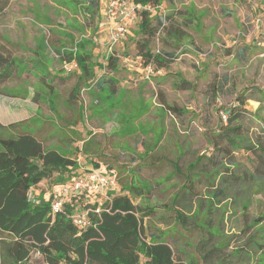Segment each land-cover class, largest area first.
<instances>
[{
    "label": "rangeland",
    "instance_id": "obj_1",
    "mask_svg": "<svg viewBox=\"0 0 264 264\" xmlns=\"http://www.w3.org/2000/svg\"><path fill=\"white\" fill-rule=\"evenodd\" d=\"M104 2L88 8V0H0V39L17 65L0 86V116L24 120L21 130L35 133L47 147L69 149L79 162L84 140L101 130L92 150L102 149V156L85 159H114L112 167L124 183L130 170L131 182L143 193L132 196L136 204L159 211L146 223L148 232L197 261L196 244L208 230L233 264H241L235 262L239 253L252 264H264V168L256 164V171L246 174L243 161L248 147L264 146V0H161L150 24L158 29L157 19L162 18L165 26L148 39L139 33V11L125 38L112 47L119 56L118 72L105 77L118 79L115 96L106 88H88L89 83L79 79L76 62L66 60L68 53L83 51L98 74V64L110 54L104 17H99ZM145 41L151 52L173 56L149 79L128 68L135 64L138 43ZM179 79L193 83V89H176ZM157 89L165 99H158ZM247 96L255 99H243ZM241 99L245 110L236 122L241 133L227 136L237 153L233 173L243 178L240 185L216 195L217 181L213 186L206 182L202 198L177 206L189 163L197 156L207 166L206 153L211 152L220 174L227 168L220 152L206 150L213 134L204 133L218 127L220 109L228 112ZM172 106L182 112L177 114ZM150 150L158 163L154 169L145 167L152 160ZM55 183L44 182L34 197L44 199ZM177 212L187 223L179 221ZM244 224L249 229L242 235ZM30 262L45 264L35 254Z\"/></svg>",
    "mask_w": 264,
    "mask_h": 264
},
{
    "label": "trees",
    "instance_id": "obj_2",
    "mask_svg": "<svg viewBox=\"0 0 264 264\" xmlns=\"http://www.w3.org/2000/svg\"><path fill=\"white\" fill-rule=\"evenodd\" d=\"M131 1L151 7L150 10H141L139 33L144 34L147 39L156 32L160 33L165 26L164 19H157L158 29L151 27L150 23L151 12L158 8L161 0ZM88 3V8H97L98 0H88ZM2 5L3 3L0 4V8ZM85 24H89V21ZM147 44V41L138 43V54L133 65V70L142 77V69L146 64L153 63L162 68L173 58L170 54L151 52ZM66 60L70 63L75 61L79 66L80 81L95 80V70L88 65V55H84L83 51L78 55L68 53ZM103 60L104 64H98L100 66L98 71L103 72L100 74L98 72L101 79L96 82L95 87L98 91L106 88L115 96L118 92L117 82L105 76L115 72L119 56L111 51ZM14 66L15 60L12 58L11 49L0 39V86L11 78ZM44 81L45 77H42L41 82ZM193 86V83L184 79H179L176 83V88L182 90L192 89ZM157 94L159 99H164L161 89H158ZM240 101V105H233L228 112L219 110V114L225 113L226 120L219 115L221 122L218 126L221 131L211 139L214 149L224 157L223 162L227 161V168L220 174L217 159H213V156L208 158L209 165L207 163L206 166L198 156L195 162L190 163L192 173L211 169L208 176L219 175L220 183L226 182L235 186L240 184L243 178L233 173L237 159L235 151L229 146L231 141L227 138L230 132L236 135L241 133V126L236 125L245 110L243 99ZM169 108L177 114L182 112L174 106ZM223 121H226L225 125ZM23 123L24 120L18 119H12L7 124L0 122V234L6 235L4 239H0L2 264H33L30 260L34 254L40 256L45 264H233L231 255H222L221 245L214 244L207 230H204L207 234L196 244L199 249L197 261L185 258L169 240L148 232L147 220L157 215L156 209L135 203L132 196L138 193V188L134 187L130 180L131 183L124 188L125 193H109L107 199L99 205L98 211L96 208L99 196L92 194H88L91 200L81 205L83 210L78 209V204L84 199L79 196L84 195H79L53 214L50 211L49 199L27 200L26 193L42 182L54 180L55 184L61 183L68 175L88 171L100 164L96 162L98 165L95 166H78L76 155L72 151L67 148L45 146L35 134L19 128ZM93 144L92 140H84L80 146L81 153L87 154ZM244 154L246 174L255 172L256 164L264 168L262 143L248 147ZM102 166L114 168L107 164ZM188 180V188H193L194 186L190 184L192 180L189 178ZM77 212H86L89 221L87 227L80 228L74 224L73 217ZM178 219L183 223L186 217L180 214ZM257 220L261 222L260 217ZM248 229V225L243 226L242 235ZM235 256H237L235 262L252 264L246 261L241 253Z\"/></svg>",
    "mask_w": 264,
    "mask_h": 264
},
{
    "label": "built area",
    "instance_id": "obj_3",
    "mask_svg": "<svg viewBox=\"0 0 264 264\" xmlns=\"http://www.w3.org/2000/svg\"><path fill=\"white\" fill-rule=\"evenodd\" d=\"M151 7L141 6L131 0H106L104 5V28L108 37V52L112 47L120 43L127 35L131 25L138 18V12ZM161 68L153 63L146 64L143 69V78L149 79L151 76L161 73ZM223 120H226L225 113H220ZM117 173L114 168H105L102 165L93 167L88 171H79L68 175L64 182L54 184L48 192L49 206L51 213H56L63 209L65 204L73 198L83 194L99 196L98 207L103 200L107 199L110 191L117 188ZM27 200L31 201L34 197V190L30 189L26 193ZM73 222L80 228L89 225L86 212H77L73 217Z\"/></svg>",
    "mask_w": 264,
    "mask_h": 264
},
{
    "label": "crops",
    "instance_id": "obj_4",
    "mask_svg": "<svg viewBox=\"0 0 264 264\" xmlns=\"http://www.w3.org/2000/svg\"><path fill=\"white\" fill-rule=\"evenodd\" d=\"M106 1V0H105ZM103 5H105V2L103 3ZM104 17V6H103V9H101V11H100V13H99V17L101 18V17ZM103 23H104V20H103ZM12 58L14 59V57H13V53H12ZM15 69H14V73L16 72V70H17V65H16V63H15ZM118 67V66H117ZM128 68H132V70H133V65H129V67ZM118 69H116L115 70V72H113V74H112V76H114L115 75V73L116 72H118L117 71ZM99 72V74L100 73H102L103 71L102 70H100V71H98ZM99 74H97L96 75V78H95V80L94 81H91V82H89V81H86V83H89V86H88V88H92V87H94L95 88V90H96V82L98 81V80H100L101 79V77H100V75ZM140 75V74H139ZM140 77H141V79H143V77L140 75ZM111 78V77H110ZM11 79V78H10ZM9 79V80H10ZM112 79H115V81L117 82V85H118V79L117 78H115V77H113ZM8 80V81H9ZM40 80H41V78H40ZM7 81V82H8ZM179 81V80H178ZM177 81V82H178ZM6 82V83H7ZM177 82H175V87H176V83ZM6 83H4V84H6ZM43 85H45L47 88H48V91L49 92H51L52 90H53V88H51L50 87V85L46 82V78H45V81H44V83L43 82H41ZM4 84H2V85H4ZM194 87V86H193ZM133 88H136V87H133ZM176 89H178V88H176ZM193 89V88H192ZM192 89H188L187 91H190V90H192ZM180 90H182V89H180ZM97 91V90H96ZM157 91H158V89H157ZM157 91H156V95L158 96V94H157ZM118 93V92H117ZM134 93H136L135 91H134ZM117 95V94H116ZM158 99H159V96H158ZM165 99V98H164ZM243 99H255L253 96L252 97H250V96H247L246 98H243ZM258 99V98H257ZM1 113V112H0ZM11 120L12 119H8V118H2L1 116H0V122L2 123V124H7V123H9V122H11ZM223 125H225L226 124V121H223ZM101 131V130H100ZM99 130L97 131V132H95V133H93V134H91V136H90V139H85V141H89V140H92V141H94V144H93V146H95L96 145V140H97V135L99 134V132H100ZM221 131V129L219 128V126L217 127V128H211V129H209V131L207 132H205L204 134H205V136H206V134H213V135H215V134H217L218 132H220ZM30 132V131H29ZM32 133V132H31ZM33 134H35V133H33ZM36 135V134H35ZM213 135H212V138H213ZM37 136V135H36ZM38 137V136H37ZM39 138V137H38ZM212 138H210V139H208L207 138V140H208V144H207V151H212V150H214V143L212 142ZM39 139H41V138H39ZM229 139V138H228ZM82 140V139H81ZM216 140H218V138H216ZM225 140V139H224ZM43 141V140H42ZM140 142V141H139ZM224 143H225V141H224ZM222 145V143H219V145ZM259 145V144H258ZM256 146V145H255ZM53 147H55V146H53ZM90 150H88L87 151V155L86 154H82V159H81V163L79 162V160H77L78 161V166H82V165H87V166H91V165H94L95 166V164H97V163H93L92 161H91V163H89L88 162V160H90V159H85L87 156H94V155H98V152H99V154H101L102 152H103V150L101 149H99V151L98 150H92V149H94V147H92V148H89ZM153 150H150V152H148V154H147V156L148 157H151L152 158V160L150 161V164L149 165H145V167H147V168H152V169H154V167H156L157 168V166H158V163H155L154 162V159L155 158H153ZM207 154V156H208V158H210V157H212V154H211V152H207L206 153ZM236 155H237V153H235ZM245 154H243V156H244ZM101 156H102V154H101ZM198 157V156H197ZM197 157H196V159L195 160H193L194 162L197 160ZM213 158V157H212ZM103 159L104 160H100V161H97L98 162V164H100V165H102V164H107V165H110V166H114V165H116L117 164V162L114 160V159H112V158H110V157H108L107 155L106 156H103ZM106 160V161H105ZM203 160V159H202ZM193 161H191V162H193ZM244 161V160H243ZM190 162V163H191ZM236 162H238V161H236ZM189 163V164H190ZM204 163V162H203ZM97 164V165H98ZM154 164V165H153ZM205 164V163H204ZM236 164V163H235ZM189 167H191V165H189ZM123 168V167H122ZM195 171V170H194ZM197 171V170H196ZM127 172H129V174H130V170H128ZM209 172L210 171H208V170H204V171H202V172H200V171H197V172H193L192 173V169H190V171H188V173H186V178H185V181H186V183L184 184V186H183V190L179 193V195H178V197H177V199L180 201L179 203H178V205L177 206H180L181 208H182V205L185 203V202H187V201H193L194 199H200V198H202V196H203V189H204V187H205V183L207 182L208 184H209V186H213L215 183H216V181H217V183L219 184V188H215V190H214V193L213 194H216V195H218V194H222V190H224V189H229V187H232L233 189H235L237 186H239L240 184H238V185H230L229 183H220L219 182V180H220V177H219V175H217V176H208L209 175ZM118 174H117V176H118V181H119V183H118V186H117V188H115L113 191H110L109 193H115V194H122V193H125L126 191L124 190V188H126V187H128V185H129V183H131V182H122L121 180H120V175H119V172H117ZM127 175V176H129L130 178H129V180L131 181V176L130 175ZM205 174V175H204ZM188 178L189 179H191L192 181L190 182V184H192L194 187L193 188H188V186H187V184L189 183V180H188ZM210 179H212V181H208V180H210ZM127 181V180H126ZM44 182H42V183H40L39 185H37V187L36 188H34L33 190H34V193H36L38 190V188L43 184ZM143 193H142V191L141 190H139L138 189V193L137 194H135V195H133V196H138V195H142ZM84 196H79V198L81 197V199L82 198H84L83 200H84V202L85 201H89V200H91V197L89 196V195H85V194H83ZM44 197V199L46 200V199H48L47 197H49L48 196V194L47 195H45V196H43ZM36 199V198H35ZM136 203V202H135ZM139 205H141V206H143V207H148V206H146V205H143V204H139ZM151 207H154V206H151ZM155 209H156V207H154ZM160 208H162V206H160ZM173 208V207H172ZM78 209L81 211V210H83V206H81L80 204H78ZM173 210V209H172ZM158 213H159V211L156 209V214L158 215ZM180 214H183L182 212H177V216L178 215H180ZM156 215V216H157ZM184 215V214H183ZM155 216V217H156ZM185 216V215H184ZM153 217H149L148 218V220H147V222H148V224L150 223V221H152L151 219H152ZM186 223H187V221H186ZM243 226H245V224L244 225H242V229H243ZM149 227V226H148ZM196 228H191V230H195ZM150 230V229H149ZM189 230V229H188ZM208 231V230H207ZM187 232H189V231H187ZM210 232V231H209ZM6 237V235L5 234H0V239H4ZM160 237H162V236H160ZM218 245V244H217ZM0 256H2V253H1V251H0ZM242 264V263H241Z\"/></svg>",
    "mask_w": 264,
    "mask_h": 264
}]
</instances>
